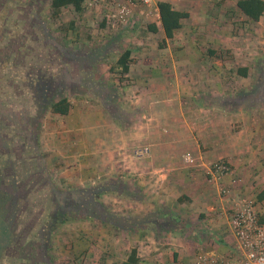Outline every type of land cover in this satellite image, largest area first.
Instances as JSON below:
<instances>
[{
	"label": "crops",
	"instance_id": "0c3cea01",
	"mask_svg": "<svg viewBox=\"0 0 264 264\" xmlns=\"http://www.w3.org/2000/svg\"><path fill=\"white\" fill-rule=\"evenodd\" d=\"M160 1L190 15L170 39L159 14L150 18L139 9L136 18H144L147 27L108 32L102 29L99 11L79 13L68 7L79 20L76 28L70 25L75 41L87 23L101 29L106 42L92 36L97 44L71 46L103 56L85 59L90 90L67 92L72 103L68 115L53 113L49 119L34 103L33 118L43 123L33 127L43 135L36 143L41 154L27 150V115L14 106L4 107L12 127L23 131L13 140L19 152L16 161L30 170L39 158L40 193L50 190L43 191V174L59 179L50 180L54 187L62 180L70 189L118 180L124 191L134 193L133 199L103 194L104 205L133 217L134 227L125 218L119 230L90 220L94 231L64 237L57 259L48 257L47 249L43 253L38 243L20 251L18 264H62V258L81 264L85 255L82 264H125L133 250L138 264H199L201 257L241 264L244 256L231 228L232 214L251 204L264 227V15L252 21L238 9L239 0ZM150 24L157 25L158 32H152ZM114 32L120 34L117 42L111 37ZM118 49V72L119 58L130 52L129 72L121 73L124 79H115L110 71ZM239 69H247V74H238ZM9 90L5 97H15L8 101L14 105L17 95ZM104 96L109 101L102 100ZM138 145L149 146L150 154L135 158ZM188 153L195 164L183 162ZM222 162L230 170L220 175L216 166ZM33 236L20 241L40 240ZM71 242L72 250L65 246ZM6 258L0 264H7Z\"/></svg>",
	"mask_w": 264,
	"mask_h": 264
},
{
	"label": "trees",
	"instance_id": "16d2710c",
	"mask_svg": "<svg viewBox=\"0 0 264 264\" xmlns=\"http://www.w3.org/2000/svg\"><path fill=\"white\" fill-rule=\"evenodd\" d=\"M84 1L85 0H52L51 7L54 10H61L72 6L77 12L82 13ZM14 4L17 6L16 2H14ZM17 8L25 9L24 11H26V13L36 17L30 10L23 6H17ZM158 8L160 22L166 34V38H173L176 32L182 28L183 22L188 19L190 15L188 12L174 9L168 2H158ZM238 9L252 21L258 22L264 15V0H239ZM148 28L154 33L158 32V27L155 24H150ZM80 54L82 57L73 51L70 56H68V54L66 56L63 55V51L60 50L61 56L57 58V61L64 68L63 70H67V67L70 66L72 62L81 60V65H88L86 62L87 58L89 60L92 56H95L94 52ZM76 55L78 56L76 57ZM129 56L130 52H125L117 62L118 65L121 66V73L123 74L129 72ZM238 74L245 76L247 74V69H239ZM46 76L47 75L41 74L38 77V82L40 83L38 88L41 91H39V89L36 90L39 92L40 96V100H37L40 110L42 112L51 110L52 113L61 116L68 115L72 108V103L69 100V95H65L64 92L69 89V84L71 86V82L69 83L67 75L63 74V82H60L58 85L59 87L55 88L54 93L52 90L49 93L47 82L50 78ZM87 82H89L88 76ZM43 83L46 85H43ZM77 85L78 82L75 86ZM83 87H79L76 92H78V94H87L90 90L89 84L87 83L86 87ZM63 88L65 90H63ZM42 89L44 90L43 93ZM102 100L109 101V98L104 96ZM114 114L117 116H115L116 120L119 121L118 114ZM20 131L12 127L11 118L5 110L0 109V259L8 257L7 251L17 245L18 242H21L22 236L34 235L33 237L41 238L42 236L34 231L37 223V227H42L45 223L50 224V232L56 231L62 225L75 219L98 221L102 224L111 225L117 230L124 228L126 224V221H124L125 217L108 209L103 203L102 196L104 193L106 194L108 192L133 199V192L129 193L124 191L118 180L110 184L102 183L103 185L105 184V186L100 184L97 187L61 190L56 186H52L53 183L45 178L46 174H43L44 178L41 179L45 182L43 191H46V188H48L53 192L50 193L49 190L46 193H40L41 189H38V184L42 174L39 172V158H34V162L31 164L33 168L30 167V170H28L26 164H21L15 159L19 152L18 148L13 144V140L18 134H23V131H21L22 133ZM24 134L26 133L24 132ZM27 150L30 154L34 155L40 153L39 147L32 146L31 144L28 145ZM34 192L37 193L35 194ZM37 194L41 196V200L36 199L38 197ZM33 211H35V214L32 215ZM41 211L44 212L42 216ZM38 213V219L35 221V216ZM25 218L29 220L26 221ZM133 220V217L127 219V222L130 221L131 227H134ZM27 228H31L30 233H19V230H28ZM33 242L34 241L27 242L26 244H28L27 246L29 247ZM15 247L20 248L21 246ZM17 251V255H21V250ZM125 264H138L136 251H132Z\"/></svg>",
	"mask_w": 264,
	"mask_h": 264
},
{
	"label": "rangeland",
	"instance_id": "374dc122",
	"mask_svg": "<svg viewBox=\"0 0 264 264\" xmlns=\"http://www.w3.org/2000/svg\"><path fill=\"white\" fill-rule=\"evenodd\" d=\"M14 2L17 3V6H23L30 10L36 17L26 13V11H24L25 9H18ZM51 2L52 0H0V109L2 108V110H5L4 107L7 108L14 106L12 109L16 112H23L24 115H27V118H25V126L30 127L29 129H31V131L25 132L26 134L24 135L26 137V143L29 145L31 144L32 146H36L39 138L43 136L41 135L42 133H38L36 129L35 132L33 129L35 126H39V128H41L43 124L39 122L37 123V119L33 118V114L36 110V107L33 104L37 100H40L39 92L36 90L39 89L38 86H40L38 77L41 74H44L47 75L46 77L50 78L47 82V85L49 86V93L51 90L54 93L55 88L59 87L58 85L60 82H63V74L67 75L69 83L71 82V86L68 83L69 89L67 91L63 88V90H65V95H67V92L73 93V91H76L79 87H86L87 73L89 71L87 65H81V62H72V65L70 64V66L67 67V70H63L64 68L57 61V58L61 56L60 50H62L63 55L66 56L67 54L70 56L71 52L74 51L79 53L82 57L80 52L88 53L89 51H92V49L87 50L84 46L81 47L80 45H77L76 47L80 49L72 50V45L80 42L83 43V45L88 46L97 44L98 41L94 40L93 37L102 40V44L106 42L103 40V36L100 33L101 29H94L92 26H86L87 23L85 25L83 24L84 26L83 29H81V37H78L75 41L73 39L74 35L69 33V31L74 32L77 27L75 12L71 8L54 10L51 7ZM72 22L75 23L74 29L70 26ZM136 25H138L137 28L131 27L130 29H144L147 27L148 22H146L144 18L138 17ZM41 26L43 27L41 28ZM119 35L120 34L118 32H114L111 37H113L112 39H115L116 41H113L117 42V39L120 38ZM102 44H100L99 47H101ZM119 49V52L116 51L115 54L113 53V63L110 71L117 75L113 76L116 77L115 79H124L121 72L116 70L117 67L115 61L119 57ZM94 54H96L95 56L97 59H101L103 56V54L98 52H94ZM77 82L78 85L75 86ZM43 85L46 84L43 83ZM9 89L14 90L13 93L17 95V101L14 102V105H11L8 101H13L15 97H11L10 95L9 98L5 97ZM39 91L41 90L39 89ZM43 91L44 90L42 89V93ZM11 93L12 92L10 91V94ZM22 107H24L23 111ZM44 112L40 110L41 115L47 114V116L50 115L53 117L51 110H46ZM11 113H13L12 110ZM58 118V121L63 119H61V117ZM52 121L55 122L56 119H52ZM17 131L20 130L17 129ZM45 178L52 180L53 183L55 181L59 183V179H55L53 177H51V179L48 177ZM62 181H60V184L56 183V187L62 190L70 189L68 186L64 185V182ZM101 185L103 184L101 183ZM78 188L83 187L79 186ZM33 214H35V211L32 212V215ZM43 214L44 212L41 211V216ZM38 216L39 213L35 216V221H37ZM25 219L26 221L29 220L27 218ZM37 224L34 231L39 233L42 237L38 242H33L29 247H33L39 243V248L42 249V252L44 253L47 249L48 254H46L52 260L57 259L56 253H58V250L64 246V243L62 242L64 237H68L67 240H70L74 235L85 237L86 235L82 234L84 231L88 234L90 233V230L92 231L94 227H96L92 226L90 219L72 220L71 222L62 225L54 232L49 231L50 224L48 223H45L42 227H37ZM30 229L31 228L28 230L23 229L24 231L19 230V233H30ZM79 236L74 238V240H78ZM26 243L27 242L24 241L18 242L15 246H21L20 248L13 246L7 251V255L10 259L9 261H11L10 263L6 260L7 264H18L19 259L16 258L18 253L17 250H27L29 247ZM74 243L75 242H71V245L70 243H67L65 246L68 247L67 249L72 250V245H74ZM82 247H79V251ZM42 255L44 256V254H41V256ZM59 256L62 258L61 255ZM82 259L83 260L80 261L81 264L86 261V255L85 258L83 257ZM61 263L70 264L68 258H62Z\"/></svg>",
	"mask_w": 264,
	"mask_h": 264
},
{
	"label": "built area",
	"instance_id": "2783aa9c",
	"mask_svg": "<svg viewBox=\"0 0 264 264\" xmlns=\"http://www.w3.org/2000/svg\"><path fill=\"white\" fill-rule=\"evenodd\" d=\"M158 2L159 0H85L82 8L87 13L99 11L101 21L104 23L102 29H107L109 32L134 27L138 20L136 15L139 9H143L150 18H155L159 14ZM132 154L137 159L147 157L150 154V147L135 146ZM183 162L193 165L196 159L188 153L183 156ZM229 170L226 162L216 166V171L220 175ZM230 224L244 256V262L241 264H264V227L253 205L246 204L238 208L232 214ZM199 264L226 263L214 258L201 257Z\"/></svg>",
	"mask_w": 264,
	"mask_h": 264
},
{
	"label": "flooded vegetation",
	"instance_id": "af4514ba",
	"mask_svg": "<svg viewBox=\"0 0 264 264\" xmlns=\"http://www.w3.org/2000/svg\"><path fill=\"white\" fill-rule=\"evenodd\" d=\"M43 26H41V28H42ZM61 65V64H60Z\"/></svg>",
	"mask_w": 264,
	"mask_h": 264
}]
</instances>
